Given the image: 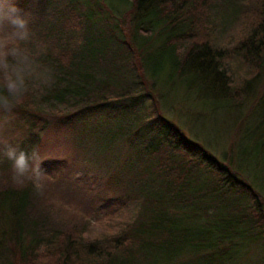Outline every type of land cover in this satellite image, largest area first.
Wrapping results in <instances>:
<instances>
[{
	"label": "trees",
	"instance_id": "16d2710c",
	"mask_svg": "<svg viewBox=\"0 0 264 264\" xmlns=\"http://www.w3.org/2000/svg\"><path fill=\"white\" fill-rule=\"evenodd\" d=\"M20 6L31 14L30 46L42 49L39 61L55 82L29 93L11 125L26 139L54 129L69 145L72 169L42 162L57 188L72 182L71 172L96 167L94 177H81L94 183L86 205L104 228L88 235L87 218L72 226L53 220L31 182L9 184L3 160L0 264H264V76L255 123L245 125L228 165L158 107L193 93L204 113L241 104L264 71V0ZM229 25L241 26L240 36L219 46ZM260 160L255 178L248 165Z\"/></svg>",
	"mask_w": 264,
	"mask_h": 264
},
{
	"label": "rangeland",
	"instance_id": "374dc122",
	"mask_svg": "<svg viewBox=\"0 0 264 264\" xmlns=\"http://www.w3.org/2000/svg\"><path fill=\"white\" fill-rule=\"evenodd\" d=\"M240 27L238 25L230 27L229 25L226 30L221 32L220 37L218 36L219 40L216 41L218 45L224 46L226 42L236 40L241 33ZM259 76H261L260 79H256L250 87V92L247 90L249 92L247 94L249 95L245 94L243 101L238 106L220 108L215 113H204L196 108L194 109L192 105L194 100L199 99V105L201 104V100L193 93V96L187 98V100L178 101L176 98H173V100L166 103L163 107H161V103L158 101V107L161 109L160 115L178 126L189 141H194L203 147L210 157L215 158L222 165H228V161L235 158L236 149L239 148V142L245 130V125L247 123H255V115H252V108L256 98L261 94V81L264 71ZM155 94L157 98L159 96L158 91H155ZM146 103L148 105V102ZM11 123L6 128L0 130V138L6 139L19 147L24 145L25 149H28L29 145L32 144V146L38 148L42 162H66V165L72 169V151L54 129H50L48 132H39V138L37 136L29 137L26 135L27 139L31 140L27 141L22 134L14 130ZM262 165L261 160L259 163L252 162L248 165L255 178L258 174H262ZM79 166V164H75L76 169H80L81 167ZM230 168L232 169V167ZM63 172L61 171L60 174ZM96 172L98 171L95 166L90 167L89 170L86 168L83 171L71 172L69 177H71L72 182L67 187L57 188L53 185V180L47 177L44 178L40 194L43 200H46L45 202L50 206L53 220L63 225L71 224L72 226L87 218V220L89 219L86 227L88 235H95L104 228L102 224L99 225L98 220L92 218L91 207L87 208L86 205V203L91 202L90 200L93 198V195L92 193L91 195L87 193L88 191L85 192V188L93 187L94 183L90 181L86 182L81 177L84 175L86 178H92ZM253 176H251L252 179L256 180ZM9 184L16 185L14 182H10ZM84 221L87 222L86 220Z\"/></svg>",
	"mask_w": 264,
	"mask_h": 264
},
{
	"label": "clouds",
	"instance_id": "9594fccd",
	"mask_svg": "<svg viewBox=\"0 0 264 264\" xmlns=\"http://www.w3.org/2000/svg\"><path fill=\"white\" fill-rule=\"evenodd\" d=\"M31 14L20 6V0H0V130L14 119V111L26 96L54 84V72L39 61L42 49L30 45L33 33ZM11 164V179L23 186L31 182L37 192L43 188L45 172L36 146L24 150L0 138V162Z\"/></svg>",
	"mask_w": 264,
	"mask_h": 264
}]
</instances>
